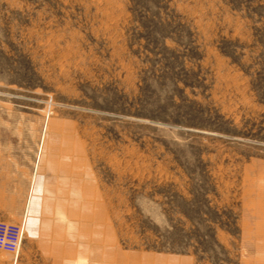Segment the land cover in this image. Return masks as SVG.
I'll return each instance as SVG.
<instances>
[{
  "label": "rangeland",
  "instance_id": "rangeland-1",
  "mask_svg": "<svg viewBox=\"0 0 264 264\" xmlns=\"http://www.w3.org/2000/svg\"><path fill=\"white\" fill-rule=\"evenodd\" d=\"M0 220L37 264H264V0H0Z\"/></svg>",
  "mask_w": 264,
  "mask_h": 264
},
{
  "label": "built area",
  "instance_id": "built-area-1",
  "mask_svg": "<svg viewBox=\"0 0 264 264\" xmlns=\"http://www.w3.org/2000/svg\"><path fill=\"white\" fill-rule=\"evenodd\" d=\"M24 225L25 220L20 223H9L0 220V250L11 253L14 262L17 261L20 254Z\"/></svg>",
  "mask_w": 264,
  "mask_h": 264
},
{
  "label": "crops",
  "instance_id": "crops-1",
  "mask_svg": "<svg viewBox=\"0 0 264 264\" xmlns=\"http://www.w3.org/2000/svg\"><path fill=\"white\" fill-rule=\"evenodd\" d=\"M25 229H26V227H25ZM35 247L36 246H35L34 242L24 243V245H23L24 251L22 252V254L19 255L16 264H37L33 261V253L31 252V250L35 249ZM25 249H28L30 251H26ZM27 253L29 255L28 257L25 256V254H27ZM13 264H15L14 260H13ZM57 264H63V261L61 263L58 262Z\"/></svg>",
  "mask_w": 264,
  "mask_h": 264
}]
</instances>
